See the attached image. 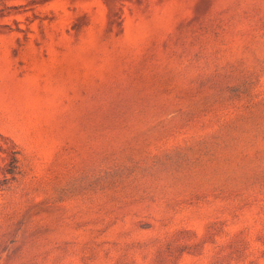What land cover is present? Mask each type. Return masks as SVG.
Wrapping results in <instances>:
<instances>
[{
  "label": "rangeland",
  "instance_id": "1",
  "mask_svg": "<svg viewBox=\"0 0 264 264\" xmlns=\"http://www.w3.org/2000/svg\"><path fill=\"white\" fill-rule=\"evenodd\" d=\"M0 264H264V0H0Z\"/></svg>",
  "mask_w": 264,
  "mask_h": 264
},
{
  "label": "trees",
  "instance_id": "2",
  "mask_svg": "<svg viewBox=\"0 0 264 264\" xmlns=\"http://www.w3.org/2000/svg\"><path fill=\"white\" fill-rule=\"evenodd\" d=\"M14 161H15V159H14Z\"/></svg>",
  "mask_w": 264,
  "mask_h": 264
}]
</instances>
